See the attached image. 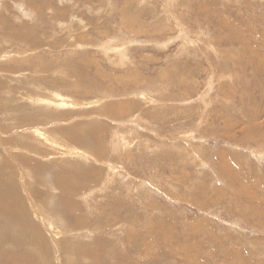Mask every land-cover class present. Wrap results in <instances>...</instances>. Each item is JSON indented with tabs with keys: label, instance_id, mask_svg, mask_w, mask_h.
Segmentation results:
<instances>
[{
	"label": "rangeland",
	"instance_id": "1",
	"mask_svg": "<svg viewBox=\"0 0 264 264\" xmlns=\"http://www.w3.org/2000/svg\"><path fill=\"white\" fill-rule=\"evenodd\" d=\"M5 185L7 264H264V0H0Z\"/></svg>",
	"mask_w": 264,
	"mask_h": 264
},
{
	"label": "bare ground",
	"instance_id": "2",
	"mask_svg": "<svg viewBox=\"0 0 264 264\" xmlns=\"http://www.w3.org/2000/svg\"><path fill=\"white\" fill-rule=\"evenodd\" d=\"M52 100H50V101H53V99H55V98H59V96L57 95V94H55V93H52ZM33 99V101L34 102H36V103H39V100H41L40 98H38V97H36V98H32ZM61 101L60 102H62V103H60V105H64V106H66V104H63L64 103V100L63 99H60ZM46 101L47 102H50L48 99H46ZM54 102V101H53ZM51 103V102H50ZM117 109V108H116ZM115 109V110H116ZM34 135H36V137H39V138H41V139H43V140H48V137L46 138L45 137V134L43 133V132H41L40 130H38L37 128H34L32 131H31ZM50 143H52V145L53 144H55V141H49ZM87 155V154H86ZM88 158V157H87ZM86 158V159H87ZM98 162V161H97ZM14 166H15V164H14ZM17 166V165H16ZM22 167V166H21ZM15 170L17 171V174H19V173H21V169L19 170V169H16L15 168ZM23 170H24V168H23ZM22 175H24V174H22ZM19 177H21V176H19ZM18 177V178H19ZM23 177V176H22ZM18 180H21V179H18ZM23 181V180H22ZM8 182H9V180H8ZM8 182H6V183H8ZM20 182V181H19ZM28 182H27V180H26V178H25V180L23 181V182H21V184L19 183L18 184V186H17V190H18V192H19V194L20 195H18V193L16 194L17 195V197H20V198H23V197H25V196H28V198H29V200L27 201V205H28V209H29V211L31 212V215L34 217V219H36L37 221H38V217H40L41 218V222H43L42 224L46 227V230H52L53 231V233L51 232V234H54V235H57L58 236V233L60 232V230H58V229H60V227L57 225V224H55L54 222L52 223L51 222V220L49 219H47V217H46V215H45V217L42 215V210L41 209H39V208H37L33 203H32V200L34 201V203H36V201H35V196H34V194L33 193H36L37 191H32V190H30V189H26L25 188V185L27 184ZM11 183H9V185H10ZM8 185V184H7ZM7 185H5L4 186V188H3V192H4V194H1L0 193V210H11V209H8V207H7V204H8V202L10 203L11 201H10V196H12L13 195V193H11V192H6L5 190H7ZM8 185V186H9ZM13 186V185H12ZM11 186V187H12ZM13 188V187H12ZM14 191V190H13ZM82 197H83V195H82ZM24 199V198H23ZM26 200V199H25ZM37 200V199H36ZM17 201V199H13V207H16V206H18L16 203ZM21 201V200H20ZM66 208H68V209H70L68 206L66 207ZM52 210V209H51ZM46 211V210H45ZM11 212V211H10ZM39 215V216H38ZM52 215V214H51ZM7 217L6 215H4V214H2V213H0V219L1 218H3V219H5V217ZM56 216V215H55ZM55 216H53V217H55ZM58 216V215H57ZM7 218H9V217H7ZM4 221V220H3ZM8 220L6 219V222H7ZM11 223V222H10ZM38 223H39V221H38ZM42 227V226H41ZM50 234V235H51ZM69 235V234H68ZM54 239V238H53ZM52 240V239H51ZM3 247V246H2ZM5 249V248H4ZM1 251V250H0ZM5 251V250H4ZM3 252V251H2ZM4 253V252H3ZM7 253V252H6ZM2 254V253H1ZM9 254V253H8ZM5 255V256H2V259L3 258H7L9 255ZM15 257V256H14ZM1 258H0V262H4V263H6L7 261L8 262H10L8 259H6V261L3 259L2 260ZM16 260L18 261H16V263H20L19 262V258L17 257L16 258ZM7 264V263H6Z\"/></svg>",
	"mask_w": 264,
	"mask_h": 264
}]
</instances>
